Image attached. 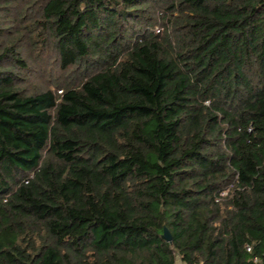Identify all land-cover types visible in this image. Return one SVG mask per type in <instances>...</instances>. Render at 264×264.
Here are the masks:
<instances>
[{"label": "trees", "instance_id": "1", "mask_svg": "<svg viewBox=\"0 0 264 264\" xmlns=\"http://www.w3.org/2000/svg\"><path fill=\"white\" fill-rule=\"evenodd\" d=\"M0 264H264V0H0Z\"/></svg>", "mask_w": 264, "mask_h": 264}, {"label": "water", "instance_id": "2", "mask_svg": "<svg viewBox=\"0 0 264 264\" xmlns=\"http://www.w3.org/2000/svg\"><path fill=\"white\" fill-rule=\"evenodd\" d=\"M163 238L168 241L171 242V234L170 232L165 228L164 233H163Z\"/></svg>", "mask_w": 264, "mask_h": 264}, {"label": "built area", "instance_id": "3", "mask_svg": "<svg viewBox=\"0 0 264 264\" xmlns=\"http://www.w3.org/2000/svg\"><path fill=\"white\" fill-rule=\"evenodd\" d=\"M223 195H225V193L223 194ZM251 249L250 248H248V251H250Z\"/></svg>", "mask_w": 264, "mask_h": 264}]
</instances>
